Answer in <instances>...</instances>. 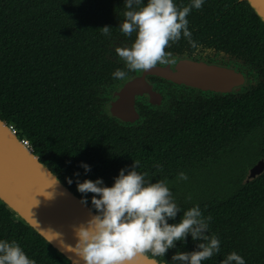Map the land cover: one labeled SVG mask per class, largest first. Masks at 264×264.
I'll use <instances>...</instances> for the list:
<instances>
[{
    "label": "trees",
    "instance_id": "1",
    "mask_svg": "<svg viewBox=\"0 0 264 264\" xmlns=\"http://www.w3.org/2000/svg\"><path fill=\"white\" fill-rule=\"evenodd\" d=\"M190 2L174 0L177 6ZM126 10L125 0H0V118L95 212L94 194L77 191V181L99 178L110 187L138 160L136 171L147 172L152 183L166 180L172 189L181 212L168 223H179L196 205L211 215L207 234L220 239V252L202 264H220L233 251L245 264H264V172L248 183L241 175L233 190L219 194L179 188L237 151H249L250 167L264 158V23L244 0H204L201 9L193 8L187 19L197 47L181 37L169 52L216 48L256 71L255 81L226 94L203 116L125 126L102 106L98 92L113 77L112 47L131 46L135 38L119 30ZM103 26L111 35L102 34ZM180 172L188 179L178 180ZM12 216L0 203V240H15L36 264H71ZM199 242L188 234L155 259L172 264L177 251L198 250Z\"/></svg>",
    "mask_w": 264,
    "mask_h": 264
},
{
    "label": "clouds",
    "instance_id": "2",
    "mask_svg": "<svg viewBox=\"0 0 264 264\" xmlns=\"http://www.w3.org/2000/svg\"><path fill=\"white\" fill-rule=\"evenodd\" d=\"M203 3L204 0H191L188 5L177 6L174 0H125L127 10L123 13L119 30L126 37L135 34V38L130 47H115L127 71L117 68L112 73L113 78L125 80L128 72L147 71L157 65H174L176 58L166 49L181 37L193 48L197 47L188 28L187 17L193 8L201 9ZM110 28L101 27L102 34L111 35ZM139 164L138 160L133 161L127 173L121 169L110 187L103 186L99 178L77 181V191L94 194L91 205L96 214L73 226L75 246L64 247L82 264H132L138 255L150 253L153 258L163 257L168 249L176 246V241L186 242L190 234L193 241H202L196 245L198 250L177 251L171 258L172 264H202V261L218 254L220 239L207 234L211 215L205 217L196 205L183 211L179 223H168L181 212L168 182H150L147 172L136 171ZM81 167L86 172L90 171L87 164L81 163ZM156 167L161 171L163 166ZM187 179L184 172L178 174V180ZM67 182L71 184V178H67ZM58 183L55 178L52 186ZM51 197L52 193L47 198ZM188 198L191 199L190 196ZM80 203L87 205L88 200L82 197ZM0 264H36V261L30 259L15 240H0ZM154 264H159V261H154ZM220 264H245V260L233 251Z\"/></svg>",
    "mask_w": 264,
    "mask_h": 264
},
{
    "label": "water",
    "instance_id": "3",
    "mask_svg": "<svg viewBox=\"0 0 264 264\" xmlns=\"http://www.w3.org/2000/svg\"><path fill=\"white\" fill-rule=\"evenodd\" d=\"M244 1L264 23V0ZM141 73V76L125 79L107 103L109 114L120 122L136 119L138 114L134 100L137 95L152 99L154 93L146 80V74L187 87L221 93H235L245 88L250 81L246 73L237 67L187 57L176 59L174 65L156 66ZM263 172L262 157L248 169L243 183L250 182ZM55 178L59 183L52 186ZM49 192L52 193L51 198H47ZM80 201L81 198L34 152L29 142L18 136L13 125L0 118V203L13 214L14 221H21L33 228L71 264H82L74 253L64 247L75 246L73 226L96 214L88 204L83 205ZM154 261L155 258L144 254L138 255L132 264H154Z\"/></svg>",
    "mask_w": 264,
    "mask_h": 264
},
{
    "label": "flooded vegetation",
    "instance_id": "4",
    "mask_svg": "<svg viewBox=\"0 0 264 264\" xmlns=\"http://www.w3.org/2000/svg\"><path fill=\"white\" fill-rule=\"evenodd\" d=\"M117 46L125 47L127 45L118 43L116 46L112 47L114 54L111 56V59L115 61L113 63L114 71L117 68L127 71L124 62L119 59L115 52V47ZM166 51H169L168 48ZM182 51V54H174L173 56L176 59L187 57L193 60L208 62L216 61L222 65L237 67L240 71L246 73V76L250 79L249 83L251 81H255L254 76L256 75V71H254L255 73H252L253 70H251L247 65H244L240 59L230 57L221 50L199 46L197 51L195 49L190 51L189 47L185 46ZM157 66L165 67L167 65ZM141 75V72H128V77ZM145 77L149 82L150 89L154 95L151 97L152 99H149L146 95H137L134 100V106L138 115L134 120L122 121L121 123L125 126L144 125L150 118L168 119L175 123L187 117H197L199 115L203 116L209 109H211V106L216 101L223 100L224 98L222 97L226 96V94H235L239 91L238 90L235 93H221L203 90L200 88L187 87L150 74H146ZM123 82L124 80H118L112 77L109 82L101 86L100 91L98 92V97L100 98V102L106 111L108 101L114 97V94L118 91ZM238 152L239 151H237V153ZM237 153H233V159L235 155L237 157ZM228 159L230 160V157L227 156L225 160L214 164V166L224 163ZM258 160H260V158ZM212 166L213 165H211V167ZM208 169L209 168H207V170Z\"/></svg>",
    "mask_w": 264,
    "mask_h": 264
},
{
    "label": "rangeland",
    "instance_id": "5",
    "mask_svg": "<svg viewBox=\"0 0 264 264\" xmlns=\"http://www.w3.org/2000/svg\"><path fill=\"white\" fill-rule=\"evenodd\" d=\"M252 73L255 72L252 71ZM245 151H239L237 157L235 155L234 159L233 154L229 155L230 160L228 159L224 163L212 166L203 172H198L196 176L186 181L183 186L179 185V188L183 189L182 192L188 193L206 190L211 193L219 194L222 191L226 192L229 189L233 190L232 188L239 184L241 175L243 176L246 174L250 168V166H248L250 158L249 151L243 155ZM258 159H256V161Z\"/></svg>",
    "mask_w": 264,
    "mask_h": 264
}]
</instances>
